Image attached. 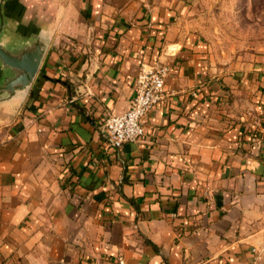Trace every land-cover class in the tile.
Returning <instances> with one entry per match:
<instances>
[{
	"label": "crops",
	"instance_id": "crops-1",
	"mask_svg": "<svg viewBox=\"0 0 264 264\" xmlns=\"http://www.w3.org/2000/svg\"><path fill=\"white\" fill-rule=\"evenodd\" d=\"M185 2L0 0V45L44 51L0 91V264H264V59L216 66ZM152 66L166 97L116 149Z\"/></svg>",
	"mask_w": 264,
	"mask_h": 264
},
{
	"label": "rangeland",
	"instance_id": "rangeland-1",
	"mask_svg": "<svg viewBox=\"0 0 264 264\" xmlns=\"http://www.w3.org/2000/svg\"><path fill=\"white\" fill-rule=\"evenodd\" d=\"M183 24L208 45L209 59L235 70L264 59V0H185Z\"/></svg>",
	"mask_w": 264,
	"mask_h": 264
},
{
	"label": "built area",
	"instance_id": "built-area-1",
	"mask_svg": "<svg viewBox=\"0 0 264 264\" xmlns=\"http://www.w3.org/2000/svg\"><path fill=\"white\" fill-rule=\"evenodd\" d=\"M169 69L165 66L143 67L138 75L135 96L130 108L122 114L109 115L101 126L112 146L120 149L127 143H137L145 136L144 121L148 113L165 97ZM117 264H126L119 256Z\"/></svg>",
	"mask_w": 264,
	"mask_h": 264
},
{
	"label": "water",
	"instance_id": "water-1",
	"mask_svg": "<svg viewBox=\"0 0 264 264\" xmlns=\"http://www.w3.org/2000/svg\"><path fill=\"white\" fill-rule=\"evenodd\" d=\"M3 26L4 22L2 20L0 33ZM43 55L44 51L39 43L35 44L34 49L19 55L6 51L0 45V60L13 71V76L6 81L0 91L15 93L16 90H24L30 87L39 73Z\"/></svg>",
	"mask_w": 264,
	"mask_h": 264
}]
</instances>
